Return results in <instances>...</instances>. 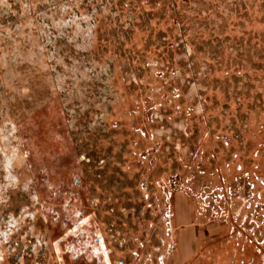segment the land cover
Segmentation results:
<instances>
[{"label": "rangeland", "instance_id": "obj_1", "mask_svg": "<svg viewBox=\"0 0 264 264\" xmlns=\"http://www.w3.org/2000/svg\"><path fill=\"white\" fill-rule=\"evenodd\" d=\"M47 114L116 259L264 264V0H0V168L39 161Z\"/></svg>", "mask_w": 264, "mask_h": 264}, {"label": "flooded vegetation", "instance_id": "obj_2", "mask_svg": "<svg viewBox=\"0 0 264 264\" xmlns=\"http://www.w3.org/2000/svg\"><path fill=\"white\" fill-rule=\"evenodd\" d=\"M22 132L29 136V131ZM26 143L31 150L29 139ZM38 155L28 156L30 159L40 158L37 162L26 160L28 171L19 172L15 166L14 169L8 166V162L0 168V264H126L125 259H116L112 253V244L119 243L112 242L109 221L102 219L107 221L102 233L84 206L83 196L92 212L96 203L91 198L92 191L88 193L89 189L82 181L83 170L78 166L71 167L69 171L70 166L63 169L56 164H44V157ZM77 155L80 161L86 163L93 160L84 152ZM38 164L41 166L36 170ZM37 171L43 174L41 185H37L38 179L32 176V183L39 190L38 195L33 192L36 190H32L30 183L25 186L24 191L28 192L25 195L21 190L14 193L11 185L17 183V178L26 180ZM11 177L15 179L4 185L3 180H10ZM51 191L54 195L49 197L47 193ZM56 228L61 236L53 239L54 245L48 244L47 240L56 238ZM116 236L122 238L119 230ZM151 260L153 264H158L156 258Z\"/></svg>", "mask_w": 264, "mask_h": 264}, {"label": "bare ground", "instance_id": "obj_3", "mask_svg": "<svg viewBox=\"0 0 264 264\" xmlns=\"http://www.w3.org/2000/svg\"><path fill=\"white\" fill-rule=\"evenodd\" d=\"M29 57V56H27ZM39 58V57H38ZM40 60V59H39ZM47 77V76H46ZM27 80V79H26ZM33 85V84H32ZM43 92V91H42ZM39 93V92H38ZM44 96V95H43ZM48 97V96H47ZM41 99V98H40ZM49 102V101H48ZM43 104V103H42ZM48 104V103H47ZM39 105V104H38ZM49 105V104H48ZM53 106H56L55 104ZM45 107V106H44ZM47 107V106H46ZM48 108V107H47ZM52 108V107H51ZM50 108V110H51ZM57 113H53L52 118L54 119L55 124H57V122H59L60 120H58V111H56ZM34 113V112H33ZM35 114V113H34ZM49 114H51L49 112ZM49 114L47 115H43V125H46V128L43 130V137H41L42 140V146L40 149H38V151H42L44 154L42 155V157H47L49 155L50 152H52V150H54V148H52L51 146H49L48 144V139H50V141L54 144H59L60 141H58L57 139L60 137L61 135V131H56V126L57 125H53L51 123ZM61 138V137H60ZM49 141V142H50ZM64 144V143H63ZM63 146V145H62ZM60 148V147H59ZM61 150V149H60ZM55 154V153H54ZM47 163V162H46ZM42 164V163H41ZM40 164V165H41ZM43 166V165H42ZM52 166V165H51ZM48 167V166H47ZM55 168V167H54ZM45 170V169H44ZM77 172V171H76ZM60 175V174H59ZM62 228V227H61Z\"/></svg>", "mask_w": 264, "mask_h": 264}, {"label": "trees", "instance_id": "obj_4", "mask_svg": "<svg viewBox=\"0 0 264 264\" xmlns=\"http://www.w3.org/2000/svg\"><path fill=\"white\" fill-rule=\"evenodd\" d=\"M61 36H62V35L60 34V37H61ZM60 37H59V36L56 37V38L53 40V42H55V41H56L55 43H57L58 41L61 42V41H60V40H61ZM59 38H60V39H59ZM49 41H50V40H49ZM63 41H64V40H63ZM63 44H64V43L62 42V43L60 44V46H62ZM63 47H65V46H63ZM62 50H63V49H61V52H62ZM62 53H63V52H62ZM220 59H221V58H220ZM193 64H194V63H193ZM194 66L198 68L199 65L197 66V64H195ZM203 72H204V71H203ZM201 76H202V75H201ZM184 80H186V82L188 83V85L190 84V85H191V88H193V90L191 89V91H190V90L188 91V92H189V93H188V96H192V95H193V97H196V93H198V89H197L195 86H198V88L200 89L201 87L203 88V85H205L204 88H203L204 90H206V86H208L207 83H202V82H200V80H199V82H200L199 84L193 82V80H192L191 78H189V79H184ZM233 80L240 81V77H238V78L233 77V78H232V81H233ZM201 81H202V80H201ZM184 82H185V81H184ZM200 85H201V86H200ZM239 85L241 86L242 84H241V83H240V84H237V83H236V84H235V83H231V85H230L228 88H231V87H233V86H236V89H239V87H240ZM200 94H202V93H200ZM21 130H22V129H21ZM178 131H179V133H180V130H178ZM29 135H30V133H29ZM173 136H174V138L177 137V135H175V134H174ZM183 138H184V137H183ZM183 138H182V141L180 140V145H181L180 148H182V144L184 143V141H183L184 139H183ZM32 141H34V139H33ZM185 142H186L187 144L189 143V141H187V138L185 139ZM33 143H34V142H33ZM33 143H31V140H30V144H33ZM173 146H174V145H173ZM33 147H34V150H32L31 155H38V154H37L38 152H36V151H37L36 146H33ZM173 148L175 149V147H173ZM178 150H179V149H178ZM178 150H177V152H179ZM168 151H169V152L171 151V153H172L173 150H171V149L169 150V149H168ZM183 153H184V155L187 154V153H185V151H184ZM195 154H196V153H195ZM179 156H180V155H179ZM179 156H178V157H179ZM178 157H177V158H178Z\"/></svg>", "mask_w": 264, "mask_h": 264}]
</instances>
